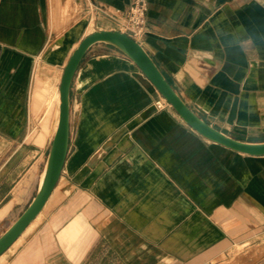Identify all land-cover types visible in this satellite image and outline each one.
Listing matches in <instances>:
<instances>
[{
	"label": "crops",
	"instance_id": "obj_1",
	"mask_svg": "<svg viewBox=\"0 0 264 264\" xmlns=\"http://www.w3.org/2000/svg\"><path fill=\"white\" fill-rule=\"evenodd\" d=\"M92 1L93 30L83 22L57 36L48 0H0V237L53 139L25 135L36 60L63 69L62 80L85 37L121 32L101 11L132 2ZM149 4L141 45L187 106L230 137L264 142V0ZM161 100L114 47L87 53L61 179L42 221L0 264H264V157L210 142L172 107L158 110Z\"/></svg>",
	"mask_w": 264,
	"mask_h": 264
},
{
	"label": "water",
	"instance_id": "obj_2",
	"mask_svg": "<svg viewBox=\"0 0 264 264\" xmlns=\"http://www.w3.org/2000/svg\"><path fill=\"white\" fill-rule=\"evenodd\" d=\"M99 44L112 46L132 60L182 120L199 135L234 152L251 157H264V142H246L230 137L206 123L193 112L140 43L122 32L97 31L81 41L65 66L60 84L59 125L41 175L37 195L21 217L0 237V257L23 236L29 226L40 216L58 186L70 149L73 83L87 53Z\"/></svg>",
	"mask_w": 264,
	"mask_h": 264
},
{
	"label": "rangeland",
	"instance_id": "obj_3",
	"mask_svg": "<svg viewBox=\"0 0 264 264\" xmlns=\"http://www.w3.org/2000/svg\"><path fill=\"white\" fill-rule=\"evenodd\" d=\"M85 3L80 0H48V21L50 23L51 31H58L57 36L62 35V31L69 30L76 24H85V33L93 30V22L97 16V10L92 0H84ZM104 16V14L101 12ZM65 19L63 27L60 29L56 28V23L60 24L61 19ZM67 19V21H66ZM55 37V36H54ZM61 38V37H60ZM53 48L56 43H52ZM51 48L48 49L47 54ZM52 58V61H55ZM50 61V60H48ZM46 58L40 57L36 60V71L32 80V87L30 94L28 95V124L25 135L30 137L29 142L40 144L41 141L49 134V138H54L56 129V123L58 120V101H56V91L60 88L61 84V73L63 69L59 70L48 65ZM58 61V59H57ZM59 70V75L57 74ZM53 141V139H52ZM52 144V143H51ZM50 150V149H49ZM49 153V152H48ZM48 154L45 156L47 159ZM44 166H40L37 171V184L30 188L22 189L21 205L20 208L14 213L15 215L8 219L7 226L4 231L13 224L19 216L29 207L30 203L34 200L37 195L39 187L40 175H42ZM43 219V216L36 221L30 228L27 229L24 237L13 247L11 250L14 252L20 244L23 242L25 236L29 234Z\"/></svg>",
	"mask_w": 264,
	"mask_h": 264
},
{
	"label": "built area",
	"instance_id": "obj_4",
	"mask_svg": "<svg viewBox=\"0 0 264 264\" xmlns=\"http://www.w3.org/2000/svg\"><path fill=\"white\" fill-rule=\"evenodd\" d=\"M150 11L149 0H132L126 10L101 11L104 15L114 20L120 27L121 32L131 39L142 43L148 34V14ZM171 107L166 100L156 103L158 110Z\"/></svg>",
	"mask_w": 264,
	"mask_h": 264
},
{
	"label": "bare ground",
	"instance_id": "obj_5",
	"mask_svg": "<svg viewBox=\"0 0 264 264\" xmlns=\"http://www.w3.org/2000/svg\"><path fill=\"white\" fill-rule=\"evenodd\" d=\"M91 34V33H90ZM62 81V80H61ZM56 101H58V106H59V109H58V120H57V123H56V131H57V128H58V125H59V120H60V105H61V94H60V88H58V91H56ZM56 131H55V133H56ZM55 135V134H54ZM40 181H41V177H40V179H39V185H40ZM39 188V187H38ZM58 191V190H57ZM55 194V193H54ZM55 196V195H54ZM52 198V197H51ZM58 199V198H57ZM53 201H57V200H53ZM49 204H51V202L49 203ZM48 204V205H49ZM49 208V206L48 207H46L45 208V210H47ZM44 213L42 212L41 214H40V216L29 226V228L36 222V221H38L42 216H44L43 215ZM27 231V230H26ZM26 233V232H25ZM25 233L23 234V236L11 247V249L10 250H12L13 249V247H15V245L24 237V235H25Z\"/></svg>",
	"mask_w": 264,
	"mask_h": 264
}]
</instances>
